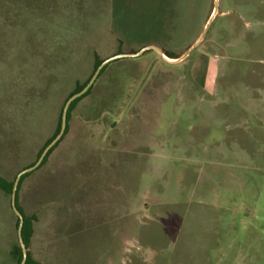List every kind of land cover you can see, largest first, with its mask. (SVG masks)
Returning <instances> with one entry per match:
<instances>
[{"label":"rangeland","instance_id":"rangeland-1","mask_svg":"<svg viewBox=\"0 0 264 264\" xmlns=\"http://www.w3.org/2000/svg\"><path fill=\"white\" fill-rule=\"evenodd\" d=\"M20 1L43 20L0 17V174L9 179L37 160L97 58L149 44L181 56L214 7ZM19 198L38 215L29 249L41 264H264V0H220L182 61L154 50L111 61ZM16 223L0 190V264H16Z\"/></svg>","mask_w":264,"mask_h":264},{"label":"trees","instance_id":"trees-1","mask_svg":"<svg viewBox=\"0 0 264 264\" xmlns=\"http://www.w3.org/2000/svg\"><path fill=\"white\" fill-rule=\"evenodd\" d=\"M29 8L24 7L21 3L20 0H0V17H3L4 20L10 24L16 23L18 21V18L26 13L27 16V21L28 20H43V17L41 15H37V13L34 11V9H32L31 11L28 10ZM25 11V12H24ZM10 15V16H9ZM13 15V16H12ZM18 23V22H17ZM165 51V53L172 58H176L179 55L176 52L170 51V50H166L163 49ZM104 59L102 58H97L95 61V66H94V71L92 73V75L94 74L95 70L97 69V67L102 63ZM109 64H107L102 71L100 72L99 76H101L104 71L108 68ZM92 75L84 82L82 83H78V85L74 88V90L67 96V98L64 101V104L66 102V100L74 93L79 92L81 89L84 88V86L89 82L90 78L92 77ZM93 86L81 97L77 98L76 100L73 101V103L70 106L69 112H68V124H67V128L66 131L63 135V137L51 148V150L48 152V154L46 155L45 159L43 160L42 164L43 165L48 157L50 156V154L52 153V151L56 148V146L63 140L64 136L67 134L68 130H69V125H70V120H71V116H72V112L76 106V104L86 95H88L91 90H92ZM64 104L62 106L61 112L59 114V119H58V123H57V127L56 130L54 132V134L49 137L47 139V141L45 142L44 146L41 148V150L38 153V157L37 160L39 158V156L41 155L42 151L44 150V148L55 138V136L59 133L60 129H61V123H62V112H63V107ZM36 160V161H37ZM34 161L31 165L35 164ZM29 165V166H31ZM29 175V173H26L25 175L22 176L19 187H18V192H17V206L19 208V210L23 213L24 215V224H23V228H22V235H23V239L28 247V257H27V261L25 264H41V262L39 260H37L31 253L30 251V244H31V239L34 233V226H35V222L38 219V215L36 213H31L28 214L25 212V210L22 208L21 204H20V198H19V193H20V189L22 186V183L24 181V179ZM14 179H9L3 175L0 174V190L7 194V195H11L12 194V190H13V186H14ZM19 225V217L17 216V223L16 226L18 227ZM10 258L16 262V264H20L23 258V252H22V248L21 245L19 243V239L12 245L11 249H10Z\"/></svg>","mask_w":264,"mask_h":264},{"label":"water","instance_id":"water-1","mask_svg":"<svg viewBox=\"0 0 264 264\" xmlns=\"http://www.w3.org/2000/svg\"><path fill=\"white\" fill-rule=\"evenodd\" d=\"M219 6H220V0H214V7H213L212 14L209 17L208 21L206 22L200 36L197 38V40H195V42L181 56H178L176 58L169 57L165 53V51L160 46H158L156 44H149L147 46L142 47L141 49H139L136 52H121V53L111 55V56L105 58L102 61V63L97 67L94 74L90 78L89 82L84 86V88L81 89L79 92L72 94L66 100L64 107H63L62 123H61V129H60L59 133L44 148V150L42 151L41 155L39 156V158L35 162V164L22 169L17 174L15 181H14V186H13V190H12V194H11V203H12V207H13L14 212L19 217L18 239H19V243L21 245L22 252H23V258H22V261L20 264H25L27 261L28 247H27V245L23 239V235H22V228H23V224H24V215L19 210V208L17 206L18 187H19L22 176L25 175L26 173H29V172L35 170L37 167H39L41 165V163L43 162V160L45 159L48 152L51 150V148L63 137V135L66 131V128H67V124H68V112H69L70 106L73 103V101L76 100L77 98L81 97L82 95H84L93 86L96 79L99 77V74L102 71V69L107 64H109L111 61H114L116 59L123 58V57H137V56H140L141 54H143L145 51L154 50L155 52H157L160 56H162L166 60L173 61V62L182 61L183 59L188 57L193 52V50H195L198 47V45L204 40V38L206 37L214 19L217 17V15L219 13Z\"/></svg>","mask_w":264,"mask_h":264}]
</instances>
